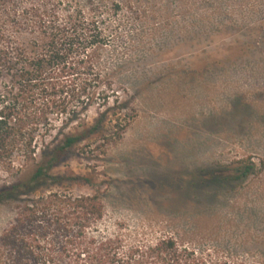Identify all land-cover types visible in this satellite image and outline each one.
Returning <instances> with one entry per match:
<instances>
[{
	"label": "rangeland",
	"instance_id": "1",
	"mask_svg": "<svg viewBox=\"0 0 264 264\" xmlns=\"http://www.w3.org/2000/svg\"><path fill=\"white\" fill-rule=\"evenodd\" d=\"M65 1L70 12L99 13L107 45L96 67L109 75L115 105L126 107L108 111L102 134L55 170L91 179L72 193L99 195V232L170 236L264 264V0ZM100 111L92 106L65 133L92 125ZM250 164L235 180L233 170ZM214 174L225 181L213 183ZM14 213L15 204L0 206V237Z\"/></svg>",
	"mask_w": 264,
	"mask_h": 264
},
{
	"label": "trees",
	"instance_id": "2",
	"mask_svg": "<svg viewBox=\"0 0 264 264\" xmlns=\"http://www.w3.org/2000/svg\"><path fill=\"white\" fill-rule=\"evenodd\" d=\"M19 1L0 0V206L15 204L0 237V264H261L199 252L170 236L126 241L121 232H99V195L72 193L91 179L55 170L102 134L108 111L126 109L115 105L110 77L96 67L95 54L107 45L104 23L97 11H68V1ZM94 105L103 111L92 125L65 133ZM253 170L234 169L235 180ZM210 180L225 181L217 174Z\"/></svg>",
	"mask_w": 264,
	"mask_h": 264
}]
</instances>
